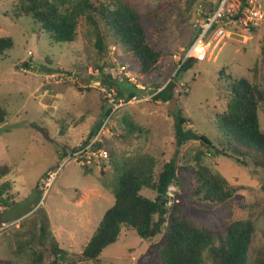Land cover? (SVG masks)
<instances>
[{
    "label": "rangeland",
    "instance_id": "obj_1",
    "mask_svg": "<svg viewBox=\"0 0 264 264\" xmlns=\"http://www.w3.org/2000/svg\"><path fill=\"white\" fill-rule=\"evenodd\" d=\"M16 1L0 0V35L13 39V45L0 57V105L7 111L0 121V165L6 163L11 167L0 182H12L11 192L17 200L13 206L0 208V264H30L23 239L31 234L22 233L27 229L44 241L41 244L35 239L32 245L46 253L41 264H52L53 256L48 254L55 243L68 251V258H57V264H79V259L76 263L68 261L80 253L104 211L113 204L112 187L104 185V181H112L116 171L110 155L106 159L87 155L79 158L73 156V151L80 144V148L85 145L108 107H112L108 130L100 141L115 150L116 158L148 154L159 164L169 161L177 148L178 112L189 119L186 128L208 135L217 145L216 113L227 105L231 79L244 75L264 88V21L254 26L225 16L219 21L227 33L224 42L214 50L211 46L206 59L191 58L188 67L177 72L178 55L193 41L195 24L213 12L219 1L130 0L143 14L148 37L163 51L155 70L140 74L131 54L102 20L100 26L106 38L101 52L84 16L79 18L75 40L57 42L50 32L40 29L32 16L15 15ZM241 1L236 0L237 5ZM259 1L264 9V0ZM121 64H126V73L133 79L119 71ZM109 76L115 81L110 88L104 81ZM170 79V91L177 101H169L174 110L168 105L171 97L154 98ZM131 91L137 96L135 99L129 97ZM124 116L134 118L145 132L140 137L119 138L124 129L118 123ZM259 117L264 130V101L259 106ZM198 149L203 151L206 163L223 173L234 186L245 188L236 192L230 204L199 206L188 197L183 198L185 211L215 229L229 219L259 214V183L264 180V167L242 164L235 157L214 152L215 148L201 139H190L177 156L183 180L190 177L189 165ZM85 157L91 163L88 174H84L82 166ZM52 170L56 171L55 178L45 188L42 182ZM142 193L154 195L148 188ZM180 194L183 193L177 185H170L171 201L180 200ZM256 226L257 236L263 240L264 212ZM17 237H22L21 241ZM162 239L163 234L145 239L124 229L98 259L82 263L163 264L156 250Z\"/></svg>",
    "mask_w": 264,
    "mask_h": 264
},
{
    "label": "trees",
    "instance_id": "obj_2",
    "mask_svg": "<svg viewBox=\"0 0 264 264\" xmlns=\"http://www.w3.org/2000/svg\"><path fill=\"white\" fill-rule=\"evenodd\" d=\"M246 4V0L241 1L233 18L245 16ZM14 5L15 15L32 16L39 23L40 29L50 32L52 39L57 42L75 40L79 18L84 16L95 36L94 43L101 52L106 38L100 26L102 20L110 34L131 54V61L140 74L152 73L163 56L157 43L148 37L143 14L130 0H17ZM161 29L165 30L166 27ZM12 45L11 36L0 35V57ZM187 61L177 72L180 68L188 67ZM104 81L108 88L115 83L110 76ZM172 82L170 79L154 94V98L172 97ZM229 90L230 96L225 109L216 113L214 124L219 131L218 137H215L217 145L208 135L186 128L189 119L180 112L177 113L175 122V156L163 164H159L153 155L148 154L122 155L116 158L115 150L107 146L106 142H95L94 149L106 146L116 171L112 181H104V185L112 187L114 202L104 211L96 231L82 245L80 253L76 258L68 259V262L76 263L79 259V264H86L82 261L98 259L103 250L116 242L122 230L126 229L135 231L145 239L163 234L156 249L163 264H264V239L257 236L256 226L259 216L264 212V180L259 183V191L262 193L259 204L261 212L246 218L229 219L219 229L194 219L183 206L182 199L186 197L199 206L230 204L235 200L236 192H242L245 188L243 185L234 186L223 173L206 163L202 158L203 151L199 149L193 156L194 162L189 165L190 177L183 180L178 171L177 156L190 139H201L204 144L214 147V152L235 157L242 164L264 167V130L259 117V106L264 101V88L257 81L241 75L231 79ZM118 92L122 93L119 87ZM133 95L131 91L129 97ZM111 109L112 107L105 109L84 144L94 137ZM6 114L7 111L0 105V121H3ZM118 124L124 129L118 135L119 138L140 137L145 132L144 126L130 116L122 117ZM82 166L84 174L92 170L90 160L86 157ZM10 170L8 164L0 165V181ZM172 184L177 185L179 192L183 193L178 201H171L168 195ZM12 186L10 180L0 182V208L13 206L17 202L11 192ZM145 188L151 189L154 195H144L142 190ZM22 233L31 234L23 239L29 252L30 264L43 263L46 253L41 248L32 247L35 239L44 244L42 238L36 237L31 229ZM20 238L22 237H17V240L21 241ZM22 245L23 243L20 248ZM67 253L66 248L55 243L48 256H53L52 264H57V258H68Z\"/></svg>",
    "mask_w": 264,
    "mask_h": 264
},
{
    "label": "built area",
    "instance_id": "obj_3",
    "mask_svg": "<svg viewBox=\"0 0 264 264\" xmlns=\"http://www.w3.org/2000/svg\"><path fill=\"white\" fill-rule=\"evenodd\" d=\"M219 3L216 9L204 16L201 19H198L196 26V34L193 41L190 45L183 51L182 54L178 55V62L181 66L185 61L195 58L198 60L206 59V56L210 50V47H213V50L218 47L221 43L224 42L226 38L225 27L219 23L225 16L232 18L234 21L238 20L244 22L245 24H250L254 26H259L264 21V9L259 0H246L247 4L245 6V16L239 17L238 19L233 18V15L239 10L240 4L237 5L236 0H218ZM215 45V46H213ZM177 57V55H176ZM126 64H121L118 66L120 72H124L129 78L133 79L132 75L126 73ZM137 96L133 95L135 99ZM110 115H107L101 124L99 130L94 135V137L84 146L79 145V149L73 151L74 157H81L87 155L88 157H97L98 159H106L109 155L108 150L104 147L93 148L97 140H101L102 135L105 133V130H108L109 118ZM69 160V157L67 158ZM56 171H48L45 175V178L42 182V186L48 188L52 181L54 180ZM10 225V223L8 224ZM7 225V226H8Z\"/></svg>",
    "mask_w": 264,
    "mask_h": 264
},
{
    "label": "water",
    "instance_id": "obj_4",
    "mask_svg": "<svg viewBox=\"0 0 264 264\" xmlns=\"http://www.w3.org/2000/svg\"><path fill=\"white\" fill-rule=\"evenodd\" d=\"M170 100L173 101L174 104H177V101H176L175 97H171V98L168 100V105H169L170 109L174 110V106L171 105L170 102H169Z\"/></svg>",
    "mask_w": 264,
    "mask_h": 264
}]
</instances>
